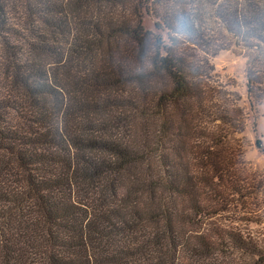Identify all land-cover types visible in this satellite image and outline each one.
Returning a JSON list of instances; mask_svg holds the SVG:
<instances>
[{
	"label": "trees",
	"instance_id": "16d2710c",
	"mask_svg": "<svg viewBox=\"0 0 264 264\" xmlns=\"http://www.w3.org/2000/svg\"><path fill=\"white\" fill-rule=\"evenodd\" d=\"M202 41L190 0H0V264H264Z\"/></svg>",
	"mask_w": 264,
	"mask_h": 264
},
{
	"label": "rangeland",
	"instance_id": "374dc122",
	"mask_svg": "<svg viewBox=\"0 0 264 264\" xmlns=\"http://www.w3.org/2000/svg\"><path fill=\"white\" fill-rule=\"evenodd\" d=\"M190 12L203 39L201 48L195 51L200 57L203 52L214 53L209 76L241 95L246 115L243 131L233 138L245 161L238 173L246 178L251 192L244 208H231L249 212L251 219H260V224L246 227L264 236V82L251 84L253 107L249 105L246 87L249 70L252 79L264 78V0H190ZM153 22L151 16L144 19V25L151 30Z\"/></svg>",
	"mask_w": 264,
	"mask_h": 264
}]
</instances>
